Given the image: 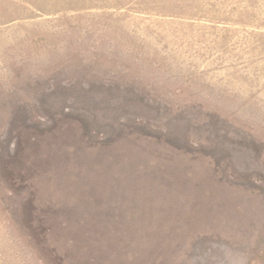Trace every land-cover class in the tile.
Wrapping results in <instances>:
<instances>
[{"label":"rangeland","instance_id":"374dc122","mask_svg":"<svg viewBox=\"0 0 264 264\" xmlns=\"http://www.w3.org/2000/svg\"><path fill=\"white\" fill-rule=\"evenodd\" d=\"M0 264H264V0H0Z\"/></svg>","mask_w":264,"mask_h":264}]
</instances>
